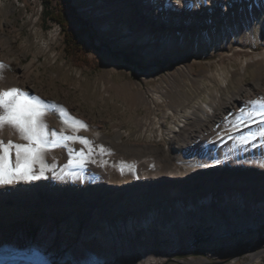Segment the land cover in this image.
Returning a JSON list of instances; mask_svg holds the SVG:
<instances>
[{"label":"rangeland","instance_id":"374dc122","mask_svg":"<svg viewBox=\"0 0 264 264\" xmlns=\"http://www.w3.org/2000/svg\"><path fill=\"white\" fill-rule=\"evenodd\" d=\"M63 1L74 8L69 27L84 42L82 51L73 56L63 49L59 25L41 23V0H0V90L12 86L25 90L62 106L63 119L75 118L86 125L73 133L57 108L44 117L50 130L106 137L95 142L108 150L102 158L96 157V165L106 162L98 166L106 174L99 182L97 172H89L88 167L79 170L83 178L77 181L57 180L46 173L45 178L25 182L15 192L32 194L26 198L29 202L0 197V258L8 259L1 263L31 264L14 256L37 251L49 254L52 264H72L74 251L79 264H109L108 253L115 246L108 248L96 239L83 241L80 251L76 246L85 231H94L92 227L85 230L92 213L99 226L106 218L114 224L113 235L134 254L145 250L146 255L137 254L141 264H264V147L239 143L241 136L257 130V123L237 124L239 109L251 110L247 101L264 97V15L260 25L249 20L242 31L231 29L221 38L219 32L212 33L210 46L197 40L189 55L174 56L171 42L151 49L136 39L140 31L135 8L126 4L112 12L95 8L122 0ZM52 4L56 6V0ZM122 19L137 36L118 38L124 31ZM160 19L169 25L165 15ZM179 45L184 49L187 41ZM188 64L187 75L182 68ZM240 88H247V94L220 124L194 141V149L192 145L172 148L177 140L172 132L175 126L183 119L187 124L194 120L186 114L188 109L198 111L196 106L213 103V93L225 98ZM159 91L163 100L154 96ZM225 136L238 139L218 145ZM0 139L23 142L7 125L0 128ZM113 141H119L118 146ZM79 145L69 143L76 149ZM46 158L60 171L67 162V150L52 149ZM167 158L181 169L179 176L154 178L155 173L171 174L165 170ZM144 159L151 160L140 167ZM121 161L136 164L135 173L126 169L121 175ZM104 187L128 192L104 207L88 209L76 201L47 200V193L56 188L61 194L79 195ZM74 214L80 216L77 232ZM19 231L28 244L24 252L9 245L21 237ZM41 235L48 240L37 244ZM165 253L170 255L163 260Z\"/></svg>","mask_w":264,"mask_h":264},{"label":"bare ground","instance_id":"6f19581e","mask_svg":"<svg viewBox=\"0 0 264 264\" xmlns=\"http://www.w3.org/2000/svg\"><path fill=\"white\" fill-rule=\"evenodd\" d=\"M100 1L103 2L106 0ZM125 4L128 7L135 8L138 11L137 17L139 18V22L137 25L139 26L140 33L138 36L135 35V31L132 30L130 24L122 19L120 24L124 31L120 32L118 38L128 40L131 39V36H137V40L144 42V48L150 47L151 49L163 48L165 44L171 42L175 51L174 56H178L180 54L189 55L194 50V43L197 40H200L206 46H210L212 42L209 40L212 38V33L219 32V34H221V38L225 31L229 32L231 29H234L238 32L239 30L242 31L243 28H246V22H249V20L256 22L257 25H260L261 18L264 15V0H180L179 4L177 3V0H122L119 1V4L116 3V5H113L111 2H107L104 5L98 4L95 8L97 10L105 7V10L112 12L117 8V5L125 6ZM124 15L125 17L129 16V13L125 12ZM163 15H165L169 21L168 26H165L160 19ZM141 20L146 22V25H144L143 22L140 23ZM148 24H150V27ZM239 24L240 27L238 28ZM253 25L255 27V23H253ZM127 27L130 29V32L126 31V33H124ZM152 30L155 31L157 35H153ZM181 40L187 41V46L184 49L180 48L179 42ZM182 70L185 71L187 75L190 74L191 65L188 64L184 66ZM247 92V88H240L231 95H226L225 98L213 93V98L211 97L213 103H205V105L196 106L198 107V111L197 108H193L192 110L188 109L186 114L194 116V120L192 123L187 124L185 119H183L181 123L175 126L172 132L176 133L175 138H177V140L173 141L174 145H172V148H176V150H182L183 148H187L188 146L192 145V149H194L193 147L196 146L195 142L197 139H199L208 128L210 129L220 124V122L225 117V113L227 114V112L230 111L235 103L238 100H241V96L243 94H247ZM154 96L158 100H163L164 98L162 91L155 93ZM83 137H86L92 142V144L94 143L93 145H95L96 141L106 138L100 133H83ZM234 139L237 140L238 138H235V136L222 137L220 140L218 139L220 141L218 145L235 141ZM112 144L118 146L119 141H113ZM149 160L151 159H144L138 164L140 167L141 165L147 166V162ZM172 160L173 159L171 158L166 159L167 168L165 169L171 174L165 173L158 176L157 173H155L154 178L166 176L174 178L179 176L178 174L181 169L174 165ZM88 169L89 172H97V175L99 176V182H102V178L106 174L102 168L98 167V165L89 164ZM187 169H189V167ZM23 184H25V182H17L13 185H0V197L4 199L12 198L14 202L19 204L25 202L27 203L28 200L26 198L31 197L32 194H24L20 192L17 194L15 193L17 190L22 188L21 185ZM127 190L128 189L124 188H113L110 190L107 187H104L98 189L96 192L85 191L79 195H71V193L61 194V192L56 188L50 193H47V200L61 201L66 203L76 201L88 209V207H104L106 204H111L120 196H126L128 192ZM134 195L135 193L132 194V196ZM74 198H77L78 201ZM72 216L76 220L74 232H77L80 216L75 214ZM87 219L88 221L86 223L85 230H88L92 227L94 231L93 233H88L85 231L82 234L80 242L76 245L78 247V251L81 250L83 241L86 242L96 239L97 242H101L102 244L108 246V248L115 246L116 250L113 249V251L108 253L107 261L109 264H141L137 254L139 255L140 253L144 256L146 255L145 250L141 248L139 253L137 252V254H134V252L131 251L125 243L121 244L120 240L113 235V232L116 230L115 225L112 224L107 218L104 220V225L100 226L97 223L96 216H94L92 213L88 215ZM43 231H47V229L43 228ZM22 234L23 233L19 231V235L21 237L16 236L15 240L11 241L9 245L13 247L26 245L22 240ZM42 238L43 237L41 235L40 239H38L36 243L39 244L40 240H48L47 238ZM17 251L19 252L20 250H16V252ZM169 255L170 254L165 253L161 257L164 260ZM49 256L50 255L47 253L33 251L31 254L24 253L23 256L20 257L19 255H15L14 258H23L31 264H52ZM152 258L156 259L154 255H152ZM2 260L4 259L0 258V263ZM70 261L72 264H79V255L73 251Z\"/></svg>","mask_w":264,"mask_h":264},{"label":"snow or ice","instance_id":"6c2138e0","mask_svg":"<svg viewBox=\"0 0 264 264\" xmlns=\"http://www.w3.org/2000/svg\"><path fill=\"white\" fill-rule=\"evenodd\" d=\"M180 3V0H177ZM2 67V65H0ZM247 103L251 110L239 109L237 124L245 122L257 123V130L249 132L239 138L241 145L264 147V97L249 100ZM60 108L62 122L69 125L72 132L86 128L82 121L75 118L63 119V108L53 102H45L37 95H30L27 91L17 87L0 90V128L10 126L18 134L20 140L0 139V185H13L17 182H31L45 178L46 173L57 180L77 181L83 178L79 170L86 169L89 164H98L96 157H103L107 151L103 145L95 146L86 137L67 134L63 130L49 129L44 117L49 110ZM69 120L71 123L69 124ZM237 125L234 124L235 128ZM259 139L260 145L254 142ZM69 143H79L82 147L76 149L69 147ZM63 147L67 150L68 159L65 164L56 170L54 164H50L46 153L52 149ZM97 147L99 151H97ZM217 163L219 161L217 160ZM106 162L98 166H105ZM203 167V165H202ZM264 168V163L261 164ZM135 173V165L120 162L121 175L125 170Z\"/></svg>","mask_w":264,"mask_h":264},{"label":"trees","instance_id":"16d2710c","mask_svg":"<svg viewBox=\"0 0 264 264\" xmlns=\"http://www.w3.org/2000/svg\"><path fill=\"white\" fill-rule=\"evenodd\" d=\"M52 1L41 0V23L46 25L48 21H52L58 24L63 35L64 51L70 56L76 55L82 51L84 42L78 32L69 27L70 17L75 14V10L63 0H56V6H53Z\"/></svg>","mask_w":264,"mask_h":264},{"label":"built area","instance_id":"2783aa9c","mask_svg":"<svg viewBox=\"0 0 264 264\" xmlns=\"http://www.w3.org/2000/svg\"><path fill=\"white\" fill-rule=\"evenodd\" d=\"M14 248V250L16 249V250H20L19 252H24V251H27L28 250V244L27 245H23V246H20V247H13ZM252 254H254V253H252ZM251 254V255H252ZM250 255V256H251ZM2 259H4L5 261L6 260H8L7 258H5V257H3Z\"/></svg>","mask_w":264,"mask_h":264}]
</instances>
